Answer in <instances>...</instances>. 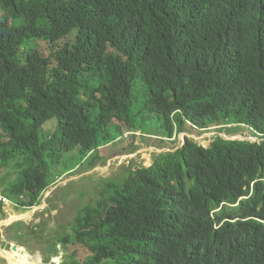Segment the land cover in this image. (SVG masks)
I'll return each instance as SVG.
<instances>
[{
  "label": "trees",
  "instance_id": "obj_1",
  "mask_svg": "<svg viewBox=\"0 0 264 264\" xmlns=\"http://www.w3.org/2000/svg\"><path fill=\"white\" fill-rule=\"evenodd\" d=\"M210 131L258 141L185 137L131 165L43 264H264V0H0V167L18 176L0 196L18 211L64 175L47 158Z\"/></svg>",
  "mask_w": 264,
  "mask_h": 264
},
{
  "label": "rangeland",
  "instance_id": "obj_2",
  "mask_svg": "<svg viewBox=\"0 0 264 264\" xmlns=\"http://www.w3.org/2000/svg\"><path fill=\"white\" fill-rule=\"evenodd\" d=\"M45 128L53 132L55 130V122L53 121L45 126ZM240 131L244 133L246 128H242ZM214 132H205L200 136L185 133L173 141L163 142L158 137H149V135L139 137L141 134L137 133L138 137L134 139L127 134L117 144H112L108 148H102L100 158H88L84 163L80 161L78 150L63 153L58 160L47 158L50 172L52 174H60V176L64 175L58 178L44 192L40 205L35 209H19L27 212V217L31 219L27 217H24V219L20 218L12 222L13 224L10 227L0 229V249L2 253L9 261L17 264H32L31 262L43 264L48 255L50 243L53 240L56 241L58 237L63 236L65 232H68L69 226L74 222L81 208L86 205L96 206L98 204L99 198L103 197L102 191L105 185L110 182H121L127 176L128 167L133 165L137 168L150 165V161H152L154 156L172 151L174 148L183 145L185 137L195 139L200 144L204 141H212ZM228 132H231V130ZM242 133L227 134L226 132H222L224 137L232 140L258 141V139L245 136ZM217 136H220V134H217ZM91 159L92 166H90ZM66 167L68 169H65ZM0 174L5 178L4 184L15 182L18 176L14 169V162L10 163L7 167H0ZM7 205L11 207V214L23 213L22 211H18L15 206L13 207L11 203H7ZM8 217L5 218V221L0 222V224L8 222ZM19 223L23 224V227L20 228L21 230L18 229ZM16 232H21L22 235H25L23 236L25 238L22 240L23 244L21 247L16 245L17 241L16 243L11 242L12 237L16 238ZM12 247L19 248L20 250L11 253ZM59 248L61 247L59 246ZM21 254L25 258H22ZM66 254L68 253H63L62 251L57 256H51L47 264H63V262L66 264L68 260L62 259ZM58 256L61 259L59 261Z\"/></svg>",
  "mask_w": 264,
  "mask_h": 264
},
{
  "label": "crops",
  "instance_id": "obj_3",
  "mask_svg": "<svg viewBox=\"0 0 264 264\" xmlns=\"http://www.w3.org/2000/svg\"><path fill=\"white\" fill-rule=\"evenodd\" d=\"M10 209H11V207H9V205L4 204V207H3V213H4V216H3V217L0 216V219L3 218V219L0 220V222L5 221V218L8 217V214H9V212H10ZM6 214H7V215H6ZM16 217H20V216L12 217V218H10V220H9V217H8L7 220H9V221L6 222V225H9L8 223H12V222L16 221L17 219H19V218H17V219L15 220ZM20 218L24 219V217H20ZM27 218H28V217H27ZM29 219H30V218H29ZM4 224H5V223H4ZM0 225H1V224H0ZM1 253H2V252H1ZM2 254H3V253H2ZM3 256L6 258L7 261H9V260L7 259V257H6L4 254H3ZM0 258L3 260L2 256H0ZM9 262H11V261H9ZM11 263H14V262H11ZM14 264H17V263H14Z\"/></svg>",
  "mask_w": 264,
  "mask_h": 264
},
{
  "label": "bare ground",
  "instance_id": "obj_4",
  "mask_svg": "<svg viewBox=\"0 0 264 264\" xmlns=\"http://www.w3.org/2000/svg\"><path fill=\"white\" fill-rule=\"evenodd\" d=\"M215 134H220L219 137L224 138L225 140H228V139H229V138H227V137H224L222 133L214 132V135H213L214 138H213V140H215V138L217 137V136L215 137ZM213 140H212V141H213ZM212 141H209V142H212ZM22 217H27V215L22 216ZM18 218L20 219V217H18ZM28 218H29V217H28ZM16 219H17V218H15V220H16ZM30 219H31V218H30ZM8 224H11V223H8ZM1 255H2L3 260H2L1 258H0V259L3 261V263H4V264H8L6 258L3 256L2 253H1ZM10 264H11V263H10Z\"/></svg>",
  "mask_w": 264,
  "mask_h": 264
},
{
  "label": "water",
  "instance_id": "obj_5",
  "mask_svg": "<svg viewBox=\"0 0 264 264\" xmlns=\"http://www.w3.org/2000/svg\"><path fill=\"white\" fill-rule=\"evenodd\" d=\"M214 135V134H213ZM217 136V134H215V137ZM228 140H232V139H228ZM12 224V223H11ZM11 224H9V225H6V223L5 224H1L0 225V229H2V228H4V227H9ZM16 249V248H15ZM63 252L65 253L66 251L65 250H63Z\"/></svg>",
  "mask_w": 264,
  "mask_h": 264
},
{
  "label": "flooded vegetation",
  "instance_id": "obj_6",
  "mask_svg": "<svg viewBox=\"0 0 264 264\" xmlns=\"http://www.w3.org/2000/svg\"><path fill=\"white\" fill-rule=\"evenodd\" d=\"M20 217H22V216H20ZM16 218H18V217H16ZM19 221H20V220H19ZM6 222H7V221H6ZM6 222H5V223H6ZM12 224H13V223H12ZM9 227H10V226H9ZM12 248H13V247H12ZM1 252H2V251H1V249H0V256H2V255H1ZM24 254H25V253H24ZM35 259H36V257H35ZM58 261H59V258H58ZM7 262H8V264L11 263V262H9V261H7ZM17 262L20 263L18 260H17ZM31 263H32V264H38V263H33V262H31ZM11 264H14V263H11Z\"/></svg>",
  "mask_w": 264,
  "mask_h": 264
},
{
  "label": "built area",
  "instance_id": "obj_7",
  "mask_svg": "<svg viewBox=\"0 0 264 264\" xmlns=\"http://www.w3.org/2000/svg\"><path fill=\"white\" fill-rule=\"evenodd\" d=\"M0 202H1V204H6L7 205V203L9 204V202L7 201V200H4V198L2 197V196H0Z\"/></svg>",
  "mask_w": 264,
  "mask_h": 264
}]
</instances>
